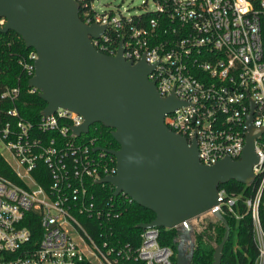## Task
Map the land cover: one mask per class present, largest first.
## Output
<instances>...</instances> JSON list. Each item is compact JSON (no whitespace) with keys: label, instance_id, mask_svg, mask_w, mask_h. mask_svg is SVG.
<instances>
[{"label":"built area","instance_id":"1","mask_svg":"<svg viewBox=\"0 0 264 264\" xmlns=\"http://www.w3.org/2000/svg\"><path fill=\"white\" fill-rule=\"evenodd\" d=\"M75 1L84 23L104 26L91 38L98 51L114 55L120 47L126 60L143 59L157 92L182 102L163 122L188 143L195 140L202 164L238 159L250 111L252 126L264 127V0H152L150 9L132 14L98 10L96 0ZM35 58L31 49L17 59L29 77ZM17 93L5 88L0 99L13 102ZM4 112L0 155L11 158L3 157L13 179L0 174V264H173L172 249L158 242V227L140 228L135 247L112 239L106 223L118 214L110 203L96 207L94 186L108 184L97 180L115 174V160L89 136L91 125L75 132L80 114L56 108L31 121L15 107ZM253 149L249 196L218 188V203L207 212L248 215L255 248L250 264H264V131ZM108 185V201H132L122 192L114 196ZM30 214L38 222L36 239L26 225Z\"/></svg>","mask_w":264,"mask_h":264},{"label":"water","instance_id":"2","mask_svg":"<svg viewBox=\"0 0 264 264\" xmlns=\"http://www.w3.org/2000/svg\"><path fill=\"white\" fill-rule=\"evenodd\" d=\"M0 17L4 18L0 33L12 30L36 53L27 87L45 102L40 114L56 108L80 114L83 122L74 129L77 134L87 132L93 123L109 128L118 145L106 150L114 157L115 174L97 182L110 184L114 196L122 192L154 214L136 227L173 228L174 264H192L194 232L199 226L193 221L217 205L219 184L252 182L251 166L257 159L253 139L264 127L252 126L250 111L238 159L224 156L202 164L195 140L188 143L163 122V115L182 102L173 94L157 92L147 77L152 66L143 59L126 60L120 47L114 55L98 51L91 38L98 37L104 26L84 23L75 0H0ZM212 215L223 233L213 245L210 264H220L229 226L218 210Z\"/></svg>","mask_w":264,"mask_h":264},{"label":"trees","instance_id":"3","mask_svg":"<svg viewBox=\"0 0 264 264\" xmlns=\"http://www.w3.org/2000/svg\"><path fill=\"white\" fill-rule=\"evenodd\" d=\"M31 49L30 47H25L20 37L12 30L0 33V93L5 88H18L17 96L13 102L0 99V121L4 120L6 116L5 109L11 107H15L23 118L35 121L40 116V110L45 105V102L37 96L36 90L33 92L29 91L27 87L29 76L17 64V59L20 56H24ZM109 131V128L102 126L100 123H93L88 134L94 137L96 145L107 149H115L118 145L110 136ZM0 174L13 179L12 170L1 155ZM221 187H224L229 192L239 193L241 198H245L251 193L250 185H244L234 180L219 184L218 188ZM94 188L98 192L96 207L110 203L113 206L111 208L113 212L118 214L114 219H110L106 223L112 233V239L130 242L132 247L137 246L139 243L138 234L141 229L136 227V224L149 222L154 217V214L133 201L128 203L119 196L108 201L111 192L108 184H104L103 186L95 185ZM223 216L229 226V235L221 250L220 264H250L255 255V248L251 239L249 216L244 215L239 219H234L226 213H223ZM26 225L31 232L32 238L36 239L38 236V222H36V218H32L31 214L29 218L28 215ZM158 232L159 244L169 246L172 249L171 260L174 264L175 243L173 238L175 237V230L173 228L158 227ZM222 233L223 226L219 221L215 220L214 222L199 224L197 230L194 232L191 263L210 264L213 245L220 241ZM131 264L143 263L132 262Z\"/></svg>","mask_w":264,"mask_h":264},{"label":"rangeland","instance_id":"4","mask_svg":"<svg viewBox=\"0 0 264 264\" xmlns=\"http://www.w3.org/2000/svg\"><path fill=\"white\" fill-rule=\"evenodd\" d=\"M98 10H112L116 11V9L124 10L132 14L141 9H150L152 7V0H96ZM3 157L11 161V158L6 152H2ZM216 220L208 212L201 213L197 220L193 222L197 224H203L206 222H214Z\"/></svg>","mask_w":264,"mask_h":264},{"label":"bare ground","instance_id":"5","mask_svg":"<svg viewBox=\"0 0 264 264\" xmlns=\"http://www.w3.org/2000/svg\"><path fill=\"white\" fill-rule=\"evenodd\" d=\"M187 243H188V241H187V240H185V241H184V244H187Z\"/></svg>","mask_w":264,"mask_h":264}]
</instances>
